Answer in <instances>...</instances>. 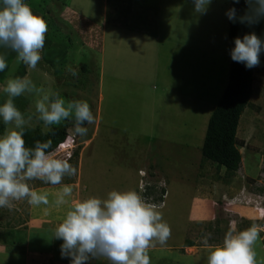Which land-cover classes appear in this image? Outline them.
I'll use <instances>...</instances> for the list:
<instances>
[{"label": "rangeland", "instance_id": "obj_1", "mask_svg": "<svg viewBox=\"0 0 264 264\" xmlns=\"http://www.w3.org/2000/svg\"><path fill=\"white\" fill-rule=\"evenodd\" d=\"M229 1L211 0L207 11L198 14L193 0H26L30 7L50 4V15L66 29L65 35L73 37L71 51L75 54H71L68 66L78 69V76L65 70L57 78L50 71L52 67L48 70L40 64L33 69L26 65L25 77L43 91L26 92L14 98V104L25 118L32 116L25 125L32 130L68 127L75 152L69 163L77 169L76 175L65 176L61 184L33 180L28 182L30 186L47 192L53 203L65 184L73 189L66 201L75 197V202L89 197L103 200L113 190H134L160 208L163 221L171 228L166 243H182L196 236L186 234L185 229L190 207L187 197L196 189L212 194L215 209L227 227L261 224L264 217L254 208L253 191L257 192L256 185L264 184V51L255 67L252 105L243 114L238 130L243 155L240 169L230 180L217 179L215 164L202 155L210 116L229 80ZM105 2L109 4L106 9L119 3L121 12L115 8V23L111 14L104 19ZM0 54H5L10 64L0 79L2 105L8 98L3 92L5 82L15 78L23 62L11 60L10 51L3 47ZM84 62L91 73L83 70ZM55 93L66 102L89 103L95 122L85 125L87 135L75 134L72 118L49 127L37 119L36 101L45 94L54 98ZM6 127L13 128L0 118V136ZM63 146L68 147L69 142ZM230 185L236 194H228ZM148 187L153 188V194ZM163 189L165 202L159 205L162 201H155V196ZM65 205L58 207L64 210ZM32 209L34 205L27 200L13 201L11 209L0 208V219L11 218L6 223L12 227L23 225L24 218L33 219ZM215 231L214 236H224ZM259 238L253 250L257 264H264V236Z\"/></svg>", "mask_w": 264, "mask_h": 264}, {"label": "clouds", "instance_id": "obj_2", "mask_svg": "<svg viewBox=\"0 0 264 264\" xmlns=\"http://www.w3.org/2000/svg\"><path fill=\"white\" fill-rule=\"evenodd\" d=\"M239 3L240 0H233ZM194 11L203 14L211 0H193ZM247 10L237 16V10L230 8L226 15L232 22L239 20L249 25L264 19V0H245ZM46 21L35 15L23 0H0V47L15 52L17 63L23 62L36 68L42 59L41 52L47 32ZM264 51V40L254 32L234 39L230 50L231 59L243 63L249 69L259 66L260 53ZM7 67L5 54H0V72ZM72 76H78V69L66 66ZM36 85L27 77L7 79L3 92L7 99L0 105V118L8 126L0 136V208L13 207V201L27 200L30 205H48L49 194L38 192L29 181L40 180L46 184H61L65 176L76 175L77 169L69 163L74 156L61 155L58 149L73 136L69 134L64 142L54 150L52 140L35 141L34 147H26L24 127L32 120L25 116L14 104V98L24 93H40ZM37 119L45 127L59 125L73 119L75 134L87 135L86 124H93L95 117L90 105L84 100L65 101L59 93L50 98L45 94L36 101ZM68 131V130H67ZM72 144L73 141H72ZM59 153V155L57 154ZM72 186L65 184L55 200L56 205L67 203ZM165 202V201H164ZM158 206L146 202L134 190L108 193L106 199L89 197L74 202L63 221L53 230V237L62 240V258H70V264H87L90 259L106 260L108 264H150L148 250L154 241L163 245L171 236V228L163 221ZM230 223L235 224V221ZM260 233L258 225L234 232L229 230L221 245L209 251L207 264H257L253 245ZM207 241V237L205 238Z\"/></svg>", "mask_w": 264, "mask_h": 264}, {"label": "trees", "instance_id": "obj_3", "mask_svg": "<svg viewBox=\"0 0 264 264\" xmlns=\"http://www.w3.org/2000/svg\"><path fill=\"white\" fill-rule=\"evenodd\" d=\"M25 1L26 0H23L24 3H26ZM65 5L66 2L64 6ZM230 8H235L237 10V16H242L247 10V5L245 0H240L239 3H234L233 0H230L229 9ZM31 9L35 15L42 17L46 21L48 28L45 34L44 48L41 52L42 59L37 65L40 66L41 64L48 70H50L49 67H52L53 69L50 71L53 74L55 73L56 77H60L64 74L66 66L70 63L71 54H75V50L71 51L73 47V37L71 38L69 34L65 35L64 32L66 29L50 15V4H41L38 8L31 7ZM228 22V35L232 48H234V39L236 37L242 38L245 34L254 32L258 37L263 39L264 19L251 25L248 23H241L239 20L234 23L228 19ZM5 51H10L9 57L11 56V60L16 58L15 52L6 48ZM81 55L83 56V53ZM81 66L86 73L92 72L88 62L82 63ZM9 68L10 64H7L6 69L0 72V79H4ZM17 71L15 78H23L28 73V69L23 63L19 64ZM254 83L255 67L249 69L245 64L235 62L231 59L228 84L219 102L212 111L202 147L203 157L207 161L214 163L217 168V179L225 181L232 179L242 165L243 155L240 150L242 142L238 138V130L243 114L252 105L251 99L254 92ZM67 128L66 126L59 125L51 127L47 132H43L39 128L32 130L25 126L23 136L25 146L34 147L35 141L37 140L44 142L51 139L53 143L49 151H52L69 136ZM223 168H225V174H222ZM151 191H153V188L148 187V192L150 193ZM164 195L165 189L162 190L159 197L155 196V201L163 202ZM161 204L162 203L159 205ZM261 234H259V236H261ZM185 245H193V242L191 240H186ZM261 245L264 248L262 240Z\"/></svg>", "mask_w": 264, "mask_h": 264}, {"label": "crops", "instance_id": "obj_4", "mask_svg": "<svg viewBox=\"0 0 264 264\" xmlns=\"http://www.w3.org/2000/svg\"><path fill=\"white\" fill-rule=\"evenodd\" d=\"M107 3L105 2L104 19L108 18V14H111L114 16L115 23L118 18L117 4L119 3L115 4L116 7L110 5L106 9V6L109 5ZM110 7H112L111 10ZM118 11L121 12L120 9ZM229 187L228 194L237 193L232 191L234 186L230 185ZM198 191L196 189L193 193H189L190 197H187L190 207L186 213L187 227L185 229L187 230L186 234L190 232L196 234L193 239H190L193 245L186 246V239L182 243H165L163 245L154 241L155 246L148 250L150 264H207L209 251L223 243L224 236L229 230L239 232L250 227V225L243 226L242 224L227 227L226 222L215 209L212 194L204 190H201L203 192ZM75 200L76 198L73 197L71 201H67L64 210H60L58 205L51 201L47 206L43 204L41 207L34 206V209L31 210L33 219L27 221L24 218L23 225L15 227L6 223L10 222L11 218L2 217L0 219V264H70V258L61 257L60 245L63 241L53 237V230L63 221ZM204 222L208 225H204ZM214 231L224 236H214ZM206 237L207 241L201 242ZM258 242H260L259 237ZM87 264H108V262L90 259Z\"/></svg>", "mask_w": 264, "mask_h": 264}, {"label": "built area", "instance_id": "obj_5", "mask_svg": "<svg viewBox=\"0 0 264 264\" xmlns=\"http://www.w3.org/2000/svg\"><path fill=\"white\" fill-rule=\"evenodd\" d=\"M68 142H70V140H68ZM70 144V143H69ZM62 145H64V144H62ZM72 145L70 144V147H71ZM62 147H64V146H61L60 148H62ZM70 147H64L63 148V151L61 152L62 154H64L65 153V156H71V154H72V152H71V148ZM59 148V149H60ZM59 149H58V151L57 152H59ZM264 166V165H263ZM262 176L261 177H264V167L262 168ZM256 188L258 189L257 190V192H254L253 191V194H254V200H253V202L255 201V203H253L254 204V208H256L257 210H259L260 211V213H261V216L262 217H264V184H258V185H256ZM261 189V190H260ZM166 195H164V197H165ZM164 202V201H163ZM163 202H161V203H163ZM154 204V203H153ZM262 220V223L261 224H259L258 226H259V228H260V232L262 233V237L264 236V218L263 219H261Z\"/></svg>", "mask_w": 264, "mask_h": 264}]
</instances>
